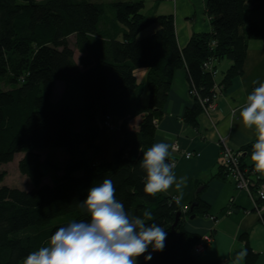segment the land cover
I'll return each instance as SVG.
<instances>
[{
    "label": "trees",
    "instance_id": "obj_1",
    "mask_svg": "<svg viewBox=\"0 0 264 264\" xmlns=\"http://www.w3.org/2000/svg\"><path fill=\"white\" fill-rule=\"evenodd\" d=\"M107 6L115 13L112 28L105 22ZM144 6V0H0V80L7 78L10 85L0 88V184L7 174L2 165L21 153L18 169L33 185L29 190L0 186V264H22L30 252L47 245L57 228L88 220L78 201L104 178L113 181L115 196L130 215L167 232L165 249L149 261L140 256L139 264H220L197 257L194 246L201 237L184 227L185 216L205 215L208 205L198 195L184 212L173 196L145 194L139 164L143 151L154 144L174 70H187L195 94L184 119L197 126L203 110L199 97L217 94L215 77L204 64L231 60L222 89L242 75L248 41L264 42V0H208L211 30L193 33L183 47L174 14L148 16ZM153 24L156 30L141 35ZM140 68L147 69V104L135 73ZM59 80L64 90L54 101ZM98 116L122 120L124 143L109 162L95 161ZM138 117L132 128L131 120ZM255 142L239 149L254 192L264 182L251 177L253 166L245 162ZM49 147L66 150L64 167L42 158L41 151ZM45 164L55 170L52 183L44 182ZM219 175L227 176L224 164ZM144 209L152 212L151 220L143 216ZM177 213L181 216L174 224ZM245 248V264H255L256 254L248 243Z\"/></svg>",
    "mask_w": 264,
    "mask_h": 264
},
{
    "label": "crops",
    "instance_id": "obj_2",
    "mask_svg": "<svg viewBox=\"0 0 264 264\" xmlns=\"http://www.w3.org/2000/svg\"><path fill=\"white\" fill-rule=\"evenodd\" d=\"M207 1L144 0V3L145 6L147 3L152 6V13L148 16L174 14L178 44L183 47L193 33L211 30L206 12ZM231 63L228 58L213 63L219 91L214 99V107L208 113L203 109L198 114L197 126L184 119L185 111L194 104L187 70L185 67L174 70L163 116L157 122L154 143L177 142L180 146V152L174 151L172 159L176 163L174 172L177 178L187 177L179 203L182 208L189 209L198 195L208 205L205 215L195 214L193 218L185 216L184 227L187 231L200 237L208 234L212 238L202 251L196 253L197 257L203 261L218 260L220 264H229L235 253L248 243L257 256L255 264H264V223L253 211L248 194L237 189L229 177L219 175L222 164L221 138L236 149L257 140L255 130L243 126L239 109L245 105L247 95L258 86L253 81L264 82V42L258 39L248 41L242 75L235 78L230 87L222 89L219 84ZM146 72L147 69H142L135 73L144 77ZM143 86L142 101L147 104L149 90L148 87L145 90L144 83ZM233 109H236L235 116L232 115ZM139 121V117L131 120V127H137ZM111 122L115 125L113 129L104 125L103 116H98L100 153L95 161H111L113 152L123 146L124 137L120 131L122 120L112 117ZM187 151L197 154L186 158L184 153ZM245 162L253 166L252 178H264V173L255 171L250 156L245 158ZM162 194L178 195L174 186Z\"/></svg>",
    "mask_w": 264,
    "mask_h": 264
},
{
    "label": "clouds",
    "instance_id": "obj_3",
    "mask_svg": "<svg viewBox=\"0 0 264 264\" xmlns=\"http://www.w3.org/2000/svg\"><path fill=\"white\" fill-rule=\"evenodd\" d=\"M246 97L239 109L244 127L254 129L257 140L252 145L251 161L255 171L264 173V82ZM232 115H236L233 109ZM177 146L158 142L143 151L139 167L144 172V192L149 196L167 192L174 186L178 195L172 199L179 205L187 177L177 178L176 163L172 154ZM77 206L89 217L86 221H72L57 228L46 246L30 252L22 264H138V257L145 261L153 258L154 252L166 247L167 232L159 224L146 223L144 219L130 215L124 204L115 196L111 179L90 186ZM143 216L152 219V212L144 209ZM248 255L246 248L236 252L229 264H243Z\"/></svg>",
    "mask_w": 264,
    "mask_h": 264
},
{
    "label": "built area",
    "instance_id": "obj_4",
    "mask_svg": "<svg viewBox=\"0 0 264 264\" xmlns=\"http://www.w3.org/2000/svg\"><path fill=\"white\" fill-rule=\"evenodd\" d=\"M213 61L206 62L204 64L205 68L212 72L213 76L216 77V69H214ZM214 89L218 93L219 86L215 83ZM191 94H195V90H190ZM217 94L213 96L212 99L206 97L201 98L199 97V101L203 107V109L208 113L213 107H214V99ZM104 125L109 128L113 129L115 125L111 122L110 117H106L104 119ZM172 144L177 146V149L175 152H180V146L177 142H173ZM220 156L222 159V164H224L227 172V176L231 179L233 184L236 186L237 189L245 191L248 196L251 198L253 203V211H255L262 223H264V182L261 183V185L256 189V191H253L254 183L249 178L248 173L249 169L247 167L243 166L242 163V156L243 151L231 147L224 138L220 139ZM197 153L192 151H187L184 153L186 158H190ZM174 159V158H173ZM258 200L261 202V204L258 202ZM187 209L184 208L183 211L185 212ZM211 236L206 234L201 237L200 241H198L194 246V252L199 253L202 251L211 241Z\"/></svg>",
    "mask_w": 264,
    "mask_h": 264
},
{
    "label": "rangeland",
    "instance_id": "obj_5",
    "mask_svg": "<svg viewBox=\"0 0 264 264\" xmlns=\"http://www.w3.org/2000/svg\"><path fill=\"white\" fill-rule=\"evenodd\" d=\"M92 1H94V0H92ZM101 1L108 3L112 0H101ZM143 12L146 14L152 13V6L150 3H147L146 6H144ZM114 21H115L114 10L112 8H110L109 6H107L106 7V13H105V22L107 23V26H109V28H112V25H113L112 23ZM157 27L158 26L156 24H153L152 26H150L149 28L144 30L141 33V35L148 34L152 31H154L155 29H157ZM74 42H75V37L71 36L70 37V44L72 47L75 48ZM75 57L76 58L79 57V52L76 49H75ZM142 69L145 70L146 68H140L138 70H142ZM137 77H138L139 81L144 83L145 90H146L147 89V84H146V79H145L146 75L144 77H142L141 75H137ZM9 87H10V85H9V81L7 78L0 80V88L8 89ZM63 90H64V83L60 80L57 81L55 88H54V94H53L54 101H57L60 99V97L63 94ZM146 101H147V98L145 99V102ZM41 154H42L43 159L49 158L53 162H55L59 167L65 166V162H66L67 156H68L65 149L55 148V147H49V148L43 149L41 151ZM22 157H23V154L17 153L11 162L2 165L1 170L6 171L7 174L4 178V181L0 184V186L8 185L11 187H18L22 190H29L33 187L32 183L27 178V176L22 174L18 169V161ZM44 169L46 171V177L44 179V182L52 183L53 180L55 179V176H56L55 170L48 164L44 165ZM79 174H81V172ZM137 259H138V264H139L141 258L138 257Z\"/></svg>",
    "mask_w": 264,
    "mask_h": 264
},
{
    "label": "water",
    "instance_id": "obj_6",
    "mask_svg": "<svg viewBox=\"0 0 264 264\" xmlns=\"http://www.w3.org/2000/svg\"><path fill=\"white\" fill-rule=\"evenodd\" d=\"M192 207H193V204L191 205V209H192ZM180 216H181V213H177V216H176V221H175V223H174V224H176V223H177V221H178V219L180 218ZM194 216H195V214L191 215V216H190V218H193Z\"/></svg>",
    "mask_w": 264,
    "mask_h": 264
}]
</instances>
